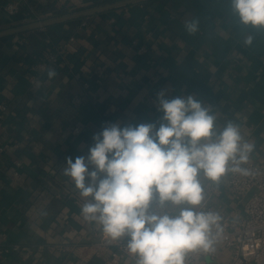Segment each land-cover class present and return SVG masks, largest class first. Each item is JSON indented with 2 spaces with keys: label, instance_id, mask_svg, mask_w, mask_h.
I'll list each match as a JSON object with an SVG mask.
<instances>
[{
  "label": "crops",
  "instance_id": "1",
  "mask_svg": "<svg viewBox=\"0 0 264 264\" xmlns=\"http://www.w3.org/2000/svg\"><path fill=\"white\" fill-rule=\"evenodd\" d=\"M11 1L0 0V32L25 26L22 16L5 13ZM121 1L27 0L23 9L45 21ZM231 5L148 0L0 39V245L21 248L0 264H111L92 249L105 237L80 215L84 200L62 166L66 157H87L106 121L159 127L153 101L161 90L212 105L216 127L233 121L254 144L249 159L264 160V28L241 24ZM193 18L199 30L190 36L184 22ZM71 37L73 50L51 63ZM49 68L57 72L51 80ZM121 73L133 81L123 83ZM75 96L83 106L72 103ZM227 182L228 175L219 185L202 180L207 208L232 216L242 206L226 192ZM209 183L222 191L218 198H208ZM228 261L230 254L220 253L210 263Z\"/></svg>",
  "mask_w": 264,
  "mask_h": 264
},
{
  "label": "clouds",
  "instance_id": "2",
  "mask_svg": "<svg viewBox=\"0 0 264 264\" xmlns=\"http://www.w3.org/2000/svg\"><path fill=\"white\" fill-rule=\"evenodd\" d=\"M231 6L241 24L264 28V0H232ZM199 23L184 22L188 35ZM56 75L48 69L50 80ZM156 102L159 127L102 126L87 157H66L61 171L84 200V221L111 241L127 238L125 250L135 264H186L190 253L214 252L223 233V217L207 208L202 180L219 185L229 172L251 175L243 165L254 144L231 120L218 129L212 105L192 95L169 98L161 90Z\"/></svg>",
  "mask_w": 264,
  "mask_h": 264
},
{
  "label": "built area",
  "instance_id": "3",
  "mask_svg": "<svg viewBox=\"0 0 264 264\" xmlns=\"http://www.w3.org/2000/svg\"><path fill=\"white\" fill-rule=\"evenodd\" d=\"M27 0H14L6 4L4 10L9 17L22 16L25 25L40 22V19L34 13L24 11L23 5ZM75 38L71 37L63 50L50 57V62L60 64V60L65 54L73 50ZM144 51L140 49L139 53ZM97 83L101 82L103 77L102 69L97 70ZM121 81L129 84L133 78L127 73L120 74ZM87 89L89 86L84 85ZM72 103L77 106H83V98L75 96ZM153 106L157 107V102L153 101ZM5 108H3L4 110ZM111 124L106 121V125ZM81 127H76L73 134L80 135ZM264 154V147H263ZM20 167V163L16 162ZM243 167L250 170L251 175L244 176L238 173L229 172L226 192L242 206V210L232 216L219 212L214 207H208L220 213L223 217V233L221 234L215 251L212 253L194 252L187 257L186 264H211L210 261L218 259L220 253L230 254V261L224 264H264V160L256 164L250 159ZM15 173V176H18ZM208 198H218L222 191L209 183L206 188ZM126 239L120 241H111L102 238L100 241L91 243L97 257L109 255L111 264H120L123 259H131L125 250ZM21 251L18 245H0V259ZM134 261V260H133Z\"/></svg>",
  "mask_w": 264,
  "mask_h": 264
},
{
  "label": "water",
  "instance_id": "4",
  "mask_svg": "<svg viewBox=\"0 0 264 264\" xmlns=\"http://www.w3.org/2000/svg\"><path fill=\"white\" fill-rule=\"evenodd\" d=\"M145 1H148V0H124L121 2L113 3V4H107V5L87 9V10L78 11V12H75L72 14L63 15V16L53 18L50 20L34 22V23H31V24H28L25 26H21V27L12 29V30L0 32V39L8 37V36L16 35L19 33L31 31V30L46 28V27H49V26H52L55 24H59V23L69 22V21H73L76 19H82V18L91 16L94 14L107 12V11L114 10L117 8H121V7H125V6H131V5L141 3V2H145Z\"/></svg>",
  "mask_w": 264,
  "mask_h": 264
},
{
  "label": "trees",
  "instance_id": "5",
  "mask_svg": "<svg viewBox=\"0 0 264 264\" xmlns=\"http://www.w3.org/2000/svg\"><path fill=\"white\" fill-rule=\"evenodd\" d=\"M81 19H76V21H80Z\"/></svg>",
  "mask_w": 264,
  "mask_h": 264
}]
</instances>
